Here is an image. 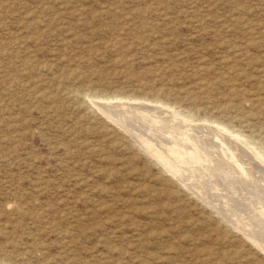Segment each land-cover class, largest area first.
<instances>
[{
    "label": "rangeland",
    "instance_id": "rangeland-1",
    "mask_svg": "<svg viewBox=\"0 0 264 264\" xmlns=\"http://www.w3.org/2000/svg\"><path fill=\"white\" fill-rule=\"evenodd\" d=\"M261 70L264 0H0V261L264 264L95 104L158 98L264 149Z\"/></svg>",
    "mask_w": 264,
    "mask_h": 264
},
{
    "label": "bare ground",
    "instance_id": "bare-ground-1",
    "mask_svg": "<svg viewBox=\"0 0 264 264\" xmlns=\"http://www.w3.org/2000/svg\"><path fill=\"white\" fill-rule=\"evenodd\" d=\"M120 94L100 96L101 101L96 99L95 104L105 118L127 133L136 147L159 164V169L171 179L212 208L220 219L240 231L259 250H264L262 144L232 129L225 121L204 117V113L200 115L198 109H177L174 103L158 98L153 101L159 105H150L135 101L137 97ZM145 96L139 100L146 101ZM189 98L187 95L186 99ZM245 123L260 130L261 123L258 128L250 120ZM0 264L8 263L0 261Z\"/></svg>",
    "mask_w": 264,
    "mask_h": 264
}]
</instances>
